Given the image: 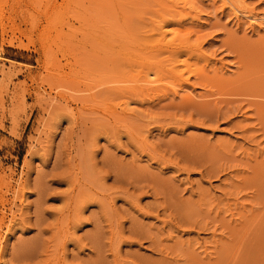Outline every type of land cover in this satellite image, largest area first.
Segmentation results:
<instances>
[{
	"label": "rangeland",
	"instance_id": "1",
	"mask_svg": "<svg viewBox=\"0 0 264 264\" xmlns=\"http://www.w3.org/2000/svg\"><path fill=\"white\" fill-rule=\"evenodd\" d=\"M7 230L6 264H264V27L216 0H0Z\"/></svg>",
	"mask_w": 264,
	"mask_h": 264
},
{
	"label": "bare ground",
	"instance_id": "2",
	"mask_svg": "<svg viewBox=\"0 0 264 264\" xmlns=\"http://www.w3.org/2000/svg\"><path fill=\"white\" fill-rule=\"evenodd\" d=\"M216 1L221 2L223 7L229 8L231 10L232 14L234 15V18H236V20L245 19L247 21L248 25L254 29L264 27V13H257L253 9H248L244 6H239L237 3L241 2L242 0H216ZM162 33H164V31ZM147 76H149V74H147L145 76L146 79H147ZM13 213L14 212H12V214ZM14 220L12 218V221H14ZM11 222H9V223H11ZM9 233H10L9 230H7V232L5 231V234L3 236V240L0 241V264H6L4 242L5 243L9 242L10 235H11Z\"/></svg>",
	"mask_w": 264,
	"mask_h": 264
}]
</instances>
